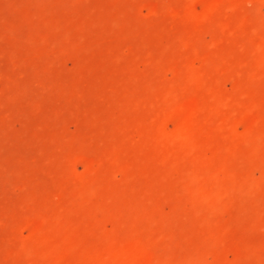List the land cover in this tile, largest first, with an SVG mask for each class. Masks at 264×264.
Listing matches in <instances>:
<instances>
[{
	"label": "rangeland",
	"instance_id": "obj_1",
	"mask_svg": "<svg viewBox=\"0 0 264 264\" xmlns=\"http://www.w3.org/2000/svg\"><path fill=\"white\" fill-rule=\"evenodd\" d=\"M0 264H264V0H0Z\"/></svg>",
	"mask_w": 264,
	"mask_h": 264
}]
</instances>
